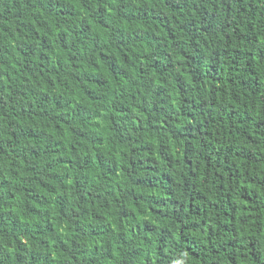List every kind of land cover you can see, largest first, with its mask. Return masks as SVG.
<instances>
[{
  "label": "trees",
  "instance_id": "obj_1",
  "mask_svg": "<svg viewBox=\"0 0 264 264\" xmlns=\"http://www.w3.org/2000/svg\"><path fill=\"white\" fill-rule=\"evenodd\" d=\"M0 264H264V0H0Z\"/></svg>",
  "mask_w": 264,
  "mask_h": 264
}]
</instances>
